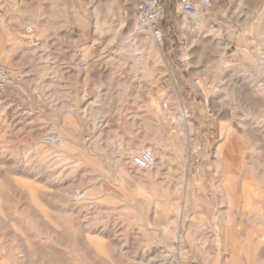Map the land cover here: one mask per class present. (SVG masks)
Listing matches in <instances>:
<instances>
[{
  "label": "rangeland",
  "instance_id": "obj_1",
  "mask_svg": "<svg viewBox=\"0 0 264 264\" xmlns=\"http://www.w3.org/2000/svg\"><path fill=\"white\" fill-rule=\"evenodd\" d=\"M54 1L17 0V2L13 4L16 8L20 5L19 3H21V7L19 6L18 9H16L18 13L15 11V15L18 14L17 16L20 19L19 26L10 21L12 15L6 13L2 7V5L5 4V0H2V2L0 0V21L3 18L6 26L10 27V32L12 33L21 31V33L26 34L25 28L27 25L23 21L24 15L36 12L37 5L39 6V8H37V10L39 9L38 12H46L47 20L50 18L49 15L52 12L51 20L49 19L48 21L50 25L46 22V29L34 28V34L36 36L40 34L39 37L34 36L32 38L36 46L29 45L31 43H29L30 41L28 40L25 42H28L27 44L29 46L26 43L25 46L24 42L17 44L19 45L17 46L15 45L17 42L14 41L15 35H13V37L10 36L12 37L11 39L10 37L5 38V36H0L1 49L6 51L9 48L5 52L4 57H1L2 55L0 52V65L9 71L13 81L12 85L0 91V117L3 118V120L0 118V138L2 139H0V143L5 140L7 142L10 141L8 142L9 144H18L20 146L22 142L24 144L21 143V147L30 145L29 147H34L33 149H35L37 145V132L41 133L39 135L41 139H47V137L58 134L61 135L66 132L64 137L67 143L73 147L76 152L64 151L67 155L70 153L69 156L66 155L68 159L65 157L64 159L61 153L58 154L57 157H52L54 160L60 158L63 161L61 163V168L63 167L64 171L66 170L67 172L73 168L75 172L69 171L67 174L65 173L64 180L61 181V188L65 190L70 189L69 191H72L75 197L77 194L86 193V197L81 202H84L88 196V201L82 206L83 208H81V210L79 209L73 216L70 215L71 217H67L69 219L65 217L67 222L73 220L72 222L69 221L70 223L66 222V229L64 228L66 236L76 234V229L87 228L86 225L95 220H102V222L107 221V223H105L107 226H101L99 223V226L97 225L95 228L91 229L93 230L91 234H94L92 238L101 237L100 242L105 240L103 244L106 248L104 246L102 247L104 250L107 249L106 252H109V249L111 251L112 245L116 246H113L114 251H111V254L110 252L107 254L110 258L113 256L111 259L114 258L113 260L117 264H127L128 262H130L128 264H168L169 256H172L171 258L180 264H248L249 262V264H259L261 258L264 256L261 257L262 255L260 256L259 251L256 252L255 249L247 250V244L239 239H233L228 242L227 247H225L226 249H223L224 246H226L223 241L226 242V240L221 239L223 237V235H221L223 232L222 227L225 228L229 225L228 228L231 232L235 230L234 228L236 227L234 226L235 221L231 220L228 222L227 216L230 211L225 205L221 204V199L219 200L221 191L217 188L221 178L219 174L216 173L218 166H220L216 162V155L218 154L221 142L219 134L220 124L213 113L227 111L224 106L226 104L225 100L227 101L229 97L225 98V96L221 94V91L217 90V87L220 86L221 83L224 85L228 84L230 76L232 75V68L238 66L237 62L235 65L230 63L227 66L219 61L220 56L231 58V56L237 52V46L230 41L228 36L230 34L232 36L244 33L248 15H250L249 19L251 21V18L254 17L252 22H255L262 15L261 10L264 9V0L254 1L255 4L250 0L252 2L248 1L250 2L249 5H247V3L243 9L239 8L237 5L238 0H225V2L221 0L223 2L218 4L219 7L217 6L218 8L212 11L216 19L212 18L208 23L209 26L220 31L224 37V43L229 44V46H227L228 50H225L223 55L221 54L220 56L209 43L202 46L199 44L192 45L191 38L197 35L198 29L195 27L192 32L183 29L181 27V20L184 17L178 14L176 9L178 0H165L169 8L165 10L166 18L162 23V28L165 32L164 51L170 69L177 80L182 97L185 100L184 107L190 112L194 123L193 127H191L192 131L189 134V136L192 137H190L191 144H189V148H193L194 154H192L190 165L187 168H184V159H182L184 155L186 156V153L184 154V152L180 151L182 150L181 147H177L178 145H183V140L180 139V135L177 134L179 133L177 132L179 131V127L177 123L174 122V118L180 116L181 110L176 99V89L172 76L169 72L165 71L166 68L162 62L159 63L156 61L158 55H153V53H151L153 51L157 53V48L154 47L155 45L152 42L153 38L150 36L151 40L148 47L146 46L147 49H144L145 45L143 46L139 39H137V34L135 32L136 17L134 15L138 0ZM108 3L112 5H108ZM55 4L58 7H55ZM256 4L260 6L257 7ZM40 8H44L43 11H41ZM96 10H99V12L101 11L100 17L102 14V16H104L106 12H109L106 18V21H108L107 27L109 28L106 27V32H104L102 37L101 35L95 34L96 19L94 12ZM53 12L55 14H53ZM75 15H77L76 21V18H74ZM52 17L56 19L52 20ZM57 19L58 21H56ZM188 21L192 26L196 20L188 19ZM51 22L53 24H51ZM58 24L63 27H58ZM108 31L110 32L108 33ZM261 32L264 33V30ZM40 36L44 37L40 38ZM2 38L7 39L6 41L8 42L6 43L5 39ZM207 38L209 42L220 41L213 35ZM250 41H252V39H250ZM130 44L133 49L131 50L132 53L130 52ZM150 44L151 47H149ZM21 45L24 46L22 47ZM205 45H207V49L204 47ZM255 46L256 44H252L250 47L253 55L257 54V47ZM32 47L36 50L31 54H25L26 48L29 49ZM135 47L141 57H148L146 58V60H148L147 69L151 73H149V76L143 73L141 64L136 66L134 63ZM88 49L89 51H87ZM141 49L143 51H141ZM202 51H204V53ZM185 54H188L187 60L184 59ZM86 59L88 60L86 61ZM244 64L246 65L247 63ZM251 65L249 66L251 72L257 73L260 81L264 83V73L259 70L258 65L257 68L252 63ZM224 66H226V68ZM109 73L112 75L109 76ZM260 73H262V75H260ZM246 79L248 84L252 82L254 84V82H256L255 79H252L250 74L247 75ZM225 81H227V83ZM141 84L144 85L141 86ZM110 85L113 86L111 87ZM109 87L112 88V99L110 101L112 103H109L112 109H110L104 118H96L95 121L93 111L102 104L101 102L103 101L106 91L110 89ZM204 90L212 91V93L215 92V102H219L218 105L222 103L220 108L215 107V105L212 106V103L207 105ZM237 95L238 94H236V96ZM156 98L159 106L163 108L161 116H159L160 108L152 104V100ZM96 101L99 103L96 104ZM166 105H168V109H166ZM166 110H171V113H168ZM12 114H14L16 118L9 122V124L7 122L4 123L5 117ZM247 114L245 116L238 114L236 118L251 119L252 117H256L255 114L254 116ZM24 121H27L26 124ZM18 123H20L19 127H17ZM174 135L176 137L173 138ZM168 137L172 140L167 139ZM258 144L264 146L263 142H258ZM11 149L10 147V149L8 148V150L5 151L7 155H5L6 160L13 161L20 159L22 154L17 151H11ZM79 150L82 154L85 153L83 154L84 158L80 156L81 153L78 152ZM146 150H151L158 159L164 158V164L171 165L175 168L180 167L182 176L186 169V176L182 177L180 174H168L165 167L156 166L160 160H157L158 163L156 162V165L152 167L144 169L136 167L132 162L133 158L140 156ZM16 156H19V158ZM52 157H49L48 161L52 160ZM175 157L176 159L178 157L180 161L173 160ZM199 172L206 175L207 186L205 184V188L207 191L205 188L201 190L200 188H196L195 191V188L189 186L190 189L188 187V185L193 184L195 180L199 179ZM106 178H108V181ZM103 180L115 185L117 187L115 190L123 193L125 198L123 200H118L105 197L106 192H103V190L101 191L103 188L100 187L98 191L99 184L101 186ZM94 181L98 185L95 184ZM121 186H123L124 189H122ZM174 186L175 188L178 186L177 190ZM186 191L189 194H185L187 193ZM130 195L131 197H135V202L130 203L127 200L126 197ZM188 195L190 197L189 200L185 197ZM193 196L194 198L192 199ZM183 197H185V200ZM46 199L49 207L54 208L53 199L50 197ZM96 199L101 200L97 201ZM158 199L165 204L169 202L167 203L169 207L164 203L161 206L162 202ZM156 201L159 203L158 206H155ZM208 201L210 204H208ZM92 202H94V204ZM98 202L111 204L113 209L107 208L105 204H101L99 207V205H97ZM191 202H196L197 205ZM127 205H129V207H127ZM123 206L126 208H121ZM132 208H134L135 211ZM198 209L201 214L198 213ZM202 210H204V212ZM225 210L228 212L226 211V213ZM159 211L161 213L160 215L167 221H165L167 225H165V228L157 225L156 218L157 212ZM222 212L226 213V218ZM138 215L142 217L140 216V218ZM163 215L166 216L164 217ZM221 215H223L224 218ZM193 218L194 220H192ZM204 218L210 221L208 222V220ZM196 219H198L197 222L195 221ZM181 222L183 224H180ZM203 226H205V228H203ZM194 227L196 229H194ZM101 229H104L103 231L105 232ZM205 229L209 231V234ZM176 230L179 232L176 233ZM157 231L163 233V239L158 238L159 232ZM200 231H202V233H200ZM203 233L210 237L204 236ZM202 235L206 237L205 239L208 237L209 242L205 240ZM142 239L145 241H142ZM210 239H212L213 242ZM146 241L149 242L146 243ZM216 243H218V245L223 244L221 247H217ZM115 244H118L119 247ZM203 244L207 246L203 247ZM48 245H52L51 241H49ZM241 245L244 247H241ZM233 247L239 248V251L235 257L231 259L228 257V252L226 250L228 248L230 250L229 252H231ZM159 248L162 249V251L165 249L166 255L159 257L157 254ZM241 248L243 249L241 250ZM195 249L196 252L194 251ZM223 250L225 254H223ZM245 251L248 252L247 255ZM113 252L116 253L113 254ZM169 252L172 253L170 254ZM239 252H241V255ZM167 253L169 255H167ZM244 254L246 255L245 257ZM66 255L68 258L65 257V260H67L65 264L69 262L73 256V259L76 260L79 257V260L76 261L77 263L79 262V264H82L83 262L82 257L79 255L75 257V255H69V252ZM127 256L130 257L127 258ZM121 257L124 258V261H121ZM258 257L260 259H258ZM115 258H117V260ZM159 258H161L163 262ZM76 262L75 264H77ZM94 263L92 262L91 264ZM68 264L74 263L69 262Z\"/></svg>",
  "mask_w": 264,
  "mask_h": 264
},
{
  "label": "bare ground",
  "instance_id": "obj_2",
  "mask_svg": "<svg viewBox=\"0 0 264 264\" xmlns=\"http://www.w3.org/2000/svg\"><path fill=\"white\" fill-rule=\"evenodd\" d=\"M197 1H199L198 4L202 7V10L200 9L197 16L193 18L196 21L191 26L188 19L182 18L181 27L183 29L189 30L190 32H192L193 28H195V27L198 29L197 35L194 36L193 38H191L192 39L191 40L192 45L199 44L202 46L204 44L209 43L218 52L219 56L221 54L223 55L224 51L228 50L227 46H229V44L224 43V37L222 36L220 31L215 30L214 28L209 26L208 23L212 18L216 19V16L213 14L212 11L214 9L218 8L219 7L218 4L223 2V1L225 2V0H223V1H221V0H197ZM248 1H250V0H238L237 5L239 6V8L243 9V7L247 3H248L247 5H249L250 2L253 1L252 3H254V1H258V0H252L250 2H248ZM1 2H2V0H1ZM16 2H17V0H15V1L14 0H10V1L5 0V4H3L2 7H3L4 11H6V13L12 15L10 18V21H12L13 24L15 23V25L16 24L19 25L20 19L17 16L18 14L15 15V11H16V9H18L19 6L21 7V3H19L20 5L15 8L14 4ZM35 2H34V4H35ZM29 4H30V2H29ZM108 5H112V4L108 3ZM37 6H36V10L34 9L36 12H32L28 15L27 14L24 15L23 21L27 25V27L25 28L26 34L21 33V31H17L16 33L10 32V27L6 26L5 20L2 18V20L0 21V36L1 37L5 36V38H6V37H10V36L13 37V35H15L14 41L17 42V43L15 42L16 43L15 45L23 43V42L25 44L26 43L25 41L28 40V41H30L29 43H31L29 45L36 46L35 42L32 41V38L34 36L39 37L40 34H38L36 36L34 34V28L35 29H44L45 27L47 28L46 22L48 23L49 19L51 18V15H52L51 14L52 12L50 13V15L48 14L50 16V18H48V20H47L46 14H45L46 12L45 13L44 12L43 13L38 12L39 9L37 10V8H39V6L38 7ZM220 6H222V5H220ZM256 6H257V4H256ZM259 6H257V7H259ZM33 7H35V6H33ZM55 7H58V6L56 5ZM102 7H103V4H102ZM43 9L40 8L41 11H43ZM238 9H237V11H238ZM102 10H103V8H102ZM261 11H262V15L255 22H252L254 20L253 19L254 17L251 18L252 19V21H251L249 19L250 15H248V17L246 18V26H245L246 30L244 33L238 34V35L235 34L232 36L230 34L228 36L230 41L237 46V52L234 55H232L231 58H225L223 56H220L219 61H220V63L226 64L227 66L230 63H233L235 65V63L237 62L238 66H234L232 68L233 69L232 73H231L232 75L230 76L228 84L224 85L221 83V85L217 87V90L221 91V94H223L225 96V98L229 97L228 98L229 100L228 99H227V101L225 100V102H226L225 106L223 104V106L227 109V111H225V112L224 111H218V112L213 113V115H214V117H216L217 121H219V124H220V132L219 131L218 132L220 134L221 142H220V146H219L220 148L219 149L217 148L218 154L216 155L217 156L216 162L218 165H220V166H218V170L216 171V173L219 174V176L221 178L220 184L218 185V188H217V189H220L219 191H221V196L219 197V200L221 199L220 200L221 204L225 205L227 207V209L230 211V213H228V216L226 215V213L228 212L227 210H225V212L227 211L226 213L222 212L224 214L225 218L227 216L228 222L233 220L236 223L235 224L233 222L234 226L236 227V228H234L235 230H233L234 232L229 231V228H228L229 225H228V227L226 226L225 228L222 227L223 230L222 229L221 230L223 232L221 235H223V237L221 239L226 240V242L223 241V243L226 244V246H224L223 249H226L225 247H227L228 242L232 241L233 239H239L243 243L247 244V246H248L247 250L255 249L256 252L259 251L260 256L262 255L261 257H263L264 256V146L259 145L258 142L264 143V83L260 81V78L258 77L259 75L257 73L251 72V68L249 67L251 65V63L256 68L258 65L259 70H261L264 73V48H263L264 47V40H263L264 39V33L261 32L262 30H264V9ZM100 12H99V10H96L94 12V14H95L94 16L96 19L95 34L101 35V37H102L104 32H106L105 29L109 28V27H107L108 21H106V18L108 17L109 12L105 11L106 13L104 16H102L103 15L102 13H104V12H102L101 17H100ZM238 13H239V11H238ZM53 14H55V13L53 12ZM110 15H111V13H110ZM135 15H136V10H135ZM76 16L77 15H75V17H74V18H76L75 21L77 20ZM55 19H53V17H52V20H55ZM109 19H110V17H109ZM56 21H58V19ZM51 24H53V23L51 22ZM120 25H121V23H120ZM12 27H14V26H12ZM58 27H63V26H59V24H58ZM109 30H111V29H109ZM109 32L110 31H108V33ZM211 35L215 36V38L219 39L220 41L219 42H209L207 37L211 36ZM44 36H42V37L40 36V38H43ZM12 37H10V39ZM5 38H2V39H5ZM124 38H126V37H124ZM137 39H139V41L143 44V46L145 45L144 49H147L146 46L148 47L149 42L151 40V37L148 35L137 34ZM250 39H252V41H250ZM6 40L7 39H5V41ZM7 42L8 41H6V43ZM152 42L155 45L154 47L157 48V53L156 52L154 53V51L151 53H153V55L154 54L158 55L157 56L158 59L156 61L159 63L162 62L164 64V66L166 68L165 71H167L171 74L173 82H174V86L176 89V99L178 101V104H179V107L181 110V114H180V116H176V118H174V122H176L177 126L179 127V131H177L179 133H177V134L180 135V139L183 140V145H184V146L178 145L177 147L178 148L181 147L182 150H180V151L184 152V154L186 153V156L183 154L185 157L182 155L183 156L182 159H184L183 160L184 168H187L190 165V158L193 156L192 154H194L193 150H192L193 148H191V149L189 148L190 147L189 144H191V142H190L191 136H189V134L192 131L191 127H193L194 123H193L192 116H191L190 112L184 107V103H185L184 101L185 100L182 97L181 89L178 86L177 80H176L173 72L170 69V65L168 63V60L166 58L165 51H164V43L163 44L157 43L153 39H152ZM12 43H13V41H12ZM26 44H25V46H26ZM252 44H256V46H255V47H257V54L256 55H253L251 52L250 47L252 46ZM5 46H6V44H5ZM17 46H19V45H17ZM86 46H88V45H86ZM137 46H138V43H137ZM206 46L207 45H205L204 47L206 48ZM122 47H124V46H122ZM149 47H151V44ZM130 48H131V44H130ZM21 49H23V48H21ZM128 49H129V45H128ZM34 50H36V49H34L33 47L29 48V49L26 48L25 54L26 53L31 54V53H33ZM131 50H133V49L131 48L130 52H131ZM6 51L1 49V40H0V52L2 55L1 57L5 56ZM17 51H18V48H17ZM22 51H24V50H22ZM87 51H89V49ZM134 51H135V56H134L135 65L138 66L141 64L143 67V69H142L143 73L149 76L150 72L147 69V64H148L147 61L148 60H146V58H148V57H146V58L141 57L139 55V52H137V48H136V50L134 49ZM141 51H143V50L141 49ZM202 52L204 53V51H202ZM198 55H200V54H198ZM88 59H86V61ZM184 59L185 60L188 59V54L184 55ZM218 59H217V61H218ZM3 61H4V59H3ZM209 63H210V60H209ZM244 63L250 64V65H247V64L245 65ZM224 67L226 68V66H224ZM248 74H250V76L252 77L253 80L255 79L256 82H254V84H253V82L251 84H248L247 79H246ZM110 75H112V74L109 73V76ZM260 75H262V73H260ZM225 79H226V77H225ZM36 80H38V79H36ZM110 81H112V80H110ZM225 82L227 83V81H225ZM250 82H251V80H250ZM143 85L144 84H141V86H143ZM204 93H205L204 95H205L206 100H207V102H206L207 105L212 103L213 104V105L211 104L212 106L215 105V107H217V108L221 107L220 105L222 103L220 105H218L219 102L218 103L215 102V99H216L215 98L216 97L215 92L212 93V91L204 90ZM236 94H238V95L236 96ZM111 96H112V88H110L109 90L106 91V94L103 98V101L102 102L100 101L102 104L100 103L101 105L93 111V114L95 116L94 117L95 121H96V118H104L107 115V113L110 111V109H112V106H110V104H109V103H112V102H110L112 99ZM219 99H221V98H219ZM95 103L97 104L99 102L96 101ZM152 104L154 106H156L157 108H160L159 116H161L163 108L159 106L157 98L152 100ZM165 107H166V109H168V105H166ZM221 110H222V108H221ZM166 111H168V113H171V110H166ZM247 113L249 115H252V116H254V114H255L256 117H252L251 119H248V118L247 119L246 118L237 119L236 118V116L238 114L245 116ZM0 118H2V117H0ZM14 118H16L14 114H12L10 116H6L4 119L5 120L4 123L7 122L9 124V122H11ZM2 120H3V118H2ZM13 122H12V124H13ZM26 122H25V124H26ZM19 124L20 123H18L17 127H19ZM23 126H25V125H23ZM21 127H22V125H21ZM195 128H196V126H195ZM196 129H195V131H196ZM77 132H78V130H77ZM65 133H62L63 135L58 134V135H54L52 137H47V139H41L39 137V135L41 133L37 132V134H36L37 145H36L35 149H33L34 147L33 148L29 147L30 145H28V144H27L28 146L21 147L22 142L20 143V146L18 144L17 145L16 144L14 145L11 143L9 144L8 142H10V141L7 142L5 140L0 143V166H1L0 167V264H19V263H22V264H44V263L45 264H65V261H67V260H65V257L68 258L66 255L68 252H69V255L72 254V255H75V257H76V255H79L80 257H82L84 264H89V263L91 264L92 262L93 263L95 262L96 264H117L113 260L114 258L111 259L113 257L112 255L116 252H113V254L111 255L112 256L111 258L108 255L109 252L111 254V251H114V249H113L114 245L111 246L112 247L111 251H110V249H109L110 247H109L108 248L109 252H106L107 249L104 250V248L102 247V246H104L103 243L105 241L104 239H106V238L103 239L104 241L100 242L101 237L100 238L99 237L92 238L94 234H91V231H93L91 229L95 228V226H97L99 223L101 224V226H105L106 225L105 223H107V221L102 222V220L101 221L95 220V221L91 222L90 224L86 225L87 228H85V229H76L75 230L76 234H74V235L68 234L69 236H66V234H65V231H64L66 229L65 225H67L66 224L67 221L65 219L67 217H69L70 215L73 216L77 212V210H79V209L81 210V208H83L82 206H84L85 203L88 201V196H87L86 200L84 202H81L86 197V193L82 194L83 195L82 198H79V196L81 194H77L75 197L73 192L69 191L70 189L65 190V189L61 188V186H62L61 181L64 180L63 178H64L65 173L67 174L69 171L73 172V173L75 172V169H73V168L68 170L67 172H66V170L64 171L63 170L64 168L63 167L61 168V163L63 161L60 158L54 160V158L52 157V156L57 157V155L61 153V154H63L62 155L63 158L64 157L67 158L66 157L67 154H65L64 151H71L73 153L76 152V150L67 143V141L64 137ZM42 136H43V134H42ZM174 137H176V136L174 135L173 138ZM36 138H35V141H36ZM6 139H7V137H6ZM167 139H170V138L168 137ZM170 140H172V139H170ZM22 144H24V143H22ZM177 144H179V143H177ZM10 147L12 148L11 151H14V152L17 151V152L22 154L20 159L17 160L15 158L16 160H13V161L6 160L7 155H6L5 151L8 150V148L10 149ZM78 152L81 153L80 150ZM83 154H85V153H83ZM83 154L81 153L80 156L83 157L84 156ZM152 154L154 157V166L156 165V162L158 163L157 160H160L158 165H156V166L165 167L168 174H174V175L180 174L181 175L180 167L175 168V167H172L171 165H166L163 163V161L165 160L164 158L158 159V157H155V154L153 152H152ZM178 154H179V152H178ZM14 155H17V154H14ZM14 155H12V156L15 157ZM69 155H70V153H69ZM69 155H67V156H69ZM16 157L19 158V156H16ZM49 157H52L51 158L52 160L48 161ZM174 159L176 161H178V160L180 161V159H178V157H177V159H176V157L173 158V160ZM191 162H192V160H191ZM172 163H174V162H172ZM94 165H95V163H94ZM97 166H98V164H97ZM94 168H95V166H94ZM98 168H100V167H98ZM104 173H106V172H104ZM104 173H103V175H104ZM185 173H186V169H185V172H183V176H186ZM109 175H111V174H109ZM112 176H113V174H112ZM198 176H199V179L195 180L193 182V184L188 185V187L190 186L191 188H195L194 189L195 191H196V188L197 189L200 188V190L204 189L205 184L207 183L206 182L207 181L206 175H204L202 172H199ZM81 179H82V177H81ZM106 179L108 181V178H106ZM101 180H102V178H101ZM140 180H141V178H140ZM107 181L103 180V182H101V186L99 184L98 191H99V188L101 187V188H103V189H101V191L103 190V192H106L105 197H110L111 199H118V200L122 199L123 200L125 198V195H123V193H120L119 191L115 190L117 187L115 185L107 182ZM94 183H95V181H94ZM98 183H99V181H98ZM95 184H97V183H95ZM206 186H207V184H206ZM177 187L175 188V186H174V188L176 190H177ZM121 188L124 189L123 186H121ZM205 190H206V188H205ZM173 191H175V190H173ZM195 193H197V192H195ZM103 194H105V193H103ZM185 194H189V193L187 192ZM216 195H217V193H216ZM48 197L53 199L54 205H55L54 208L49 207L47 199H46ZM185 197L187 198V200L190 199L189 195L185 196ZM185 197H183V199ZM126 198L130 203L135 202V197H131V195L126 197ZM193 198H194V196L192 197V199ZM198 198H199V196H198ZM211 198H212V196H211ZM103 199H104V197H103ZM96 200L100 201L101 199L100 200L96 199ZM159 201H161V200H159ZM122 202H124V201H122ZM156 202H155V206H158L159 203L158 202L156 203ZM161 202H162L161 203V206H162V204L164 202L163 201H161ZM212 202H214V201H212ZM92 203L94 204V202H92ZM130 203H128V204H130ZM167 203H169V202H166V204L165 203L164 204L168 205ZM191 203L196 204V202H191ZM101 204H103V203H101V202L97 203V205H99V207L101 206ZM104 204L107 206V208L113 209V206L111 204H106V203H104ZM152 204H154V203H152ZM208 204H210L209 201H208ZM211 206L213 207L212 204H211ZM124 207L125 206H123L121 208H124ZM127 207H129V205H127ZM168 207H169V205H168ZM132 209L135 211L134 208H132ZM191 211L193 212L192 209H191ZM202 211L204 212V210H202ZM133 212H131V213H133ZM214 212H215V209H214ZM154 213H156V212H154ZM198 213H200L199 209H198ZM82 214H83V212H82ZM138 214H140V213H138ZM160 214H161L160 211L157 212V218H156L157 219L156 220L157 225L162 227V228L163 227L165 228V225H166L165 221L166 220H164V218ZM135 215H136V213H135ZM185 215H186V213H185ZM194 215H195V213H194ZM130 216H131V214H130ZM221 216L223 217V215H221ZM75 218H74V220H75ZM183 218H185V217H183ZM67 219H69V218H67ZM204 219H207V218H204ZM154 220H155V218H154ZM192 220H194V218ZM197 220L198 219H196L195 221L197 222ZM69 221H71V220H69ZM209 221L210 220H208V222ZM221 221H222V219H221ZM196 222H195V224H196ZM205 222H207V221H205ZM178 223H179V221H178ZM223 223H221V224H223ZM180 224H183V223L181 222ZM201 227H202V225H201ZM67 228H69V227H67ZM177 228H175V229H177ZM203 228H205V226H203ZM194 229H196V228L194 227ZM101 230L103 231L104 229H101ZM202 231H200V233H202ZM73 232H74V229H73ZM103 232H105V231H103ZM157 232H159L158 238L163 239V233H161V231H157ZM178 232L179 231L176 230V233H178ZM208 232L209 231H207V233ZM204 236H208V235L204 234ZM204 236H203V238L205 239L206 237H204ZM208 237H210V236H208ZM208 237L205 240H207L209 242ZM102 238H103V235H102ZM150 239H149V241H150ZM212 239H214V238H212ZM212 239H210V240H212ZM143 240L144 239H142V241ZM146 240H147V238H146ZM222 240H221V242H222ZM49 241H51L52 245H48ZM148 242L146 241V243H148ZM166 242H169V241H166ZM212 242H213V240H212ZM214 242H215V240H214ZM158 243H160V242H158ZM173 243H175V242H173ZM118 244H115V245H117V247H119ZM206 244H210V243H206ZM206 244H203V247L207 246ZM216 244H217V247L218 246L221 247V245H222V244L218 245V243H216ZM107 245H109V244H107ZM114 247H116V246H114ZM241 247H244V246L241 245ZM160 248L158 249L157 254L159 257H162L163 255H166V253H165V249L163 250L164 251L163 252L162 249H160ZM190 248H191V246H190ZM245 248H244V250H245ZM242 249L243 248H241V250ZM166 251H168V250H166ZM194 251L196 252V249ZM226 251L228 252L227 253L228 257L233 259L235 257V255L238 253L239 248L233 247L231 252H229L230 250L227 248ZM221 252H222V249H221ZM247 253L248 252H246V255H247ZM223 254H225L224 250H223ZM239 254L241 255V252H239ZM167 255H169V254L167 253ZM246 255L244 254V257ZM73 257L71 260H69V262H72L75 264V262L79 260V257L77 260L73 259ZM128 257H130V256H127V258ZM171 257L169 256L168 264H180ZM249 258H250V256H249ZM115 259L117 260V258H115ZM123 259L124 258H122L121 261H124ZM159 259H161V258H159ZM258 259H260V258L258 257ZM258 259H256V260H258ZM128 261H130V260H128ZM161 261L163 262L162 259H161ZM69 262H67L66 264H68ZM83 262H82V264H83ZM128 263H130V262H128ZM77 264H79V262ZM259 264H264V257L261 258Z\"/></svg>",
  "mask_w": 264,
  "mask_h": 264
},
{
  "label": "built area",
  "instance_id": "obj_3",
  "mask_svg": "<svg viewBox=\"0 0 264 264\" xmlns=\"http://www.w3.org/2000/svg\"><path fill=\"white\" fill-rule=\"evenodd\" d=\"M197 0H178L177 13L184 18L193 19L202 7ZM165 0H138L136 6L135 32L139 35H148L157 43L163 44L165 32L162 23L166 18ZM13 84L9 71L0 65V91ZM133 164L141 169L154 166V157L151 151L146 150L140 156L133 158ZM82 194L79 198H82Z\"/></svg>",
  "mask_w": 264,
  "mask_h": 264
},
{
  "label": "crops",
  "instance_id": "obj_4",
  "mask_svg": "<svg viewBox=\"0 0 264 264\" xmlns=\"http://www.w3.org/2000/svg\"><path fill=\"white\" fill-rule=\"evenodd\" d=\"M164 6H165V10H166L167 8H169V7H167V4H166V2L164 3Z\"/></svg>",
  "mask_w": 264,
  "mask_h": 264
}]
</instances>
